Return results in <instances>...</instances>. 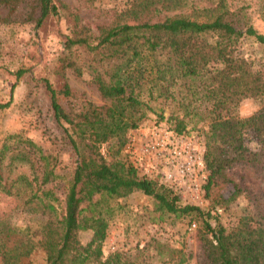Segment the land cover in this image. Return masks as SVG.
<instances>
[{"label":"trees","instance_id":"16d2710c","mask_svg":"<svg viewBox=\"0 0 264 264\" xmlns=\"http://www.w3.org/2000/svg\"><path fill=\"white\" fill-rule=\"evenodd\" d=\"M23 1L29 8L24 21L35 29L56 17L68 30L49 69L59 76V86L54 88L45 76L38 82L74 160L60 196L55 189V181L62 179L57 152L21 132L0 141V195L12 199L14 211L43 217L19 227L10 221L12 209L0 214V264H20L35 248L43 250L45 264H143L120 250L105 254L102 249L114 214L134 191L151 196L160 213L200 220L199 264H264V228L249 224L245 215L225 228L218 214L178 204L169 188L139 175L125 152L128 132L152 110L151 101L170 100L179 111L167 119L175 135L187 133L188 123L200 122L205 129L206 197L226 180L227 167L257 161L245 139L252 135L264 150V75L236 53L235 45L243 36L264 45V34L244 19V8L227 0H126L125 9L92 30L62 0H0L7 8L0 21ZM93 1L82 0L87 6ZM66 71L76 77L87 73V83L102 102L76 100ZM1 73L13 76L10 93L31 76V67L10 71L0 66ZM246 98L260 106L240 117L235 111ZM10 103L9 95L0 109ZM87 231V240H80ZM185 259L180 253L176 264Z\"/></svg>","mask_w":264,"mask_h":264},{"label":"rangeland","instance_id":"374dc122","mask_svg":"<svg viewBox=\"0 0 264 264\" xmlns=\"http://www.w3.org/2000/svg\"><path fill=\"white\" fill-rule=\"evenodd\" d=\"M69 7L79 13L80 23L88 25L92 30L94 25L110 20L115 13L122 11L127 6L126 0H94L89 6L82 0H62ZM232 7L244 8L245 20L264 34V1L263 0H227ZM26 1L19 4L18 10L5 21H0V66L14 70L20 66L31 67V76L24 77L9 93L13 76L7 73L0 74V103L6 102L11 96L8 107L0 109V141L11 133L21 132L33 143L45 149L57 152L62 169L59 173L62 179L55 181V189L63 196L62 189L70 176L74 158L72 151L67 146L61 126L53 119L49 100L38 82L39 77L45 76L54 88L60 83L58 75L49 72L50 66L55 61L61 49L64 37L68 30L62 18L49 17L38 29L29 22L24 21L29 12ZM7 15V8L0 6V17ZM238 55L247 58L252 68L264 75V45L253 38L243 36L236 45ZM65 77L75 94V99L90 100L100 104L94 87L87 83L88 75L84 73L76 77L70 71L65 72ZM32 78V79H31ZM66 105V102H64ZM152 110L136 129L128 132L125 152L132 165V156L127 150L128 144H133L139 152L141 141L151 136L175 135L169 128L172 120L170 116L179 114L177 105L173 101H151ZM260 102L255 99H243L237 106L236 115L248 117L259 109ZM187 133L184 138L194 141L205 153L204 128L201 123H188ZM155 134V135H153ZM246 144L252 154L257 155L255 162H237L227 167L224 171L226 180L218 181L210 188L206 197L203 184H201V203L196 205L201 210H209L210 214H218L217 218L223 227L233 225L241 215L249 219V224L264 228V150L257 144L252 135L247 136ZM106 155V146L102 147ZM139 159V158H138ZM141 159V157H140ZM141 165H137L138 174L142 175V168L151 159L142 157ZM204 177L207 173L204 170ZM160 173L150 174L149 177L161 183ZM148 177V176H147ZM206 180V179H205ZM236 189L238 191H236ZM226 201L219 204L217 202ZM123 208L114 214L112 222L104 238L103 251L107 254L113 250L124 252L130 259H138L143 264H176L180 253L186 256L180 264H199L201 244L197 233L200 230V220L191 219L188 215L179 218L156 211L155 201L149 195L134 191L123 202ZM178 204H185L179 197ZM218 207V208H216ZM215 208V209H214ZM13 210V201L10 197L0 195V214ZM216 209H220L216 213ZM43 217L29 215L26 212L12 211L10 221L19 227L26 224L34 225ZM89 231L79 235L80 240L86 241ZM20 264H45L44 252L35 248L27 257L20 260Z\"/></svg>","mask_w":264,"mask_h":264},{"label":"built area","instance_id":"2783aa9c","mask_svg":"<svg viewBox=\"0 0 264 264\" xmlns=\"http://www.w3.org/2000/svg\"><path fill=\"white\" fill-rule=\"evenodd\" d=\"M140 145L139 152L130 143L127 150L137 171L136 160L140 167L142 157L152 160L150 164L146 162L143 166L141 176L149 177L151 173H160V184L173 191L178 199L181 197L189 205L196 206L201 203L200 183L206 178L203 174V150L199 145L180 134H158L143 139ZM215 211L219 213L220 209Z\"/></svg>","mask_w":264,"mask_h":264}]
</instances>
